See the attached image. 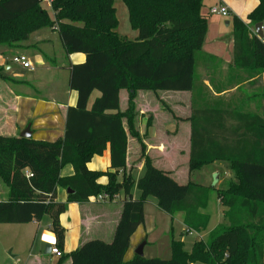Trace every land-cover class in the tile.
Wrapping results in <instances>:
<instances>
[{"label": "trees", "instance_id": "trees-1", "mask_svg": "<svg viewBox=\"0 0 264 264\" xmlns=\"http://www.w3.org/2000/svg\"><path fill=\"white\" fill-rule=\"evenodd\" d=\"M48 1L54 17L43 3ZM124 3L135 40L117 33L115 2ZM249 14L248 23L233 17L234 65L252 73L264 72V39L255 26L264 25V0ZM203 0H0V46L18 47L31 34L56 27L67 54H83L84 63L71 70L70 88L78 95L76 107L67 113L64 138L53 143L0 136V180L8 187L0 201V225H23L44 216L60 253L65 229L60 217L68 203H85L102 195L113 199L122 190L126 198L112 243L86 242L70 254L71 264H264V247L252 241L253 255L244 252L239 226L222 225L208 241H196L190 252L179 241L171 243L168 260L134 257L125 261L131 237L145 222L149 197L170 216L185 214L189 232L206 230L209 218L200 214L208 203L205 188L189 182L180 185L167 172L145 160L146 174L139 183L142 196L133 199L129 178L118 181L126 168L127 133L134 128V99L138 91L196 90L195 55L201 51L208 29ZM2 69H0V77ZM129 92V107L120 112L119 92ZM94 92H99L91 108ZM191 122L190 172L217 162H227L235 174L227 191L217 190L220 204L229 214L237 205L251 217H262L264 205V119L256 114L221 111L218 107L195 108ZM167 109V107L163 104ZM168 110V109H167ZM110 150V171H90L95 156ZM71 165L72 177L61 170ZM108 177V184L98 181ZM70 190L66 203L57 202V189ZM208 217V216H207ZM229 218V216H226ZM205 220V221H204ZM204 221V222H203ZM263 222V221H262ZM264 223V222H263ZM62 255V254H61ZM249 258H246L248 257Z\"/></svg>", "mask_w": 264, "mask_h": 264}, {"label": "crops", "instance_id": "crops-1", "mask_svg": "<svg viewBox=\"0 0 264 264\" xmlns=\"http://www.w3.org/2000/svg\"><path fill=\"white\" fill-rule=\"evenodd\" d=\"M43 5L53 18L50 3L45 1ZM257 5V0H203L202 8L208 16V29L203 47L194 58V82L196 79L197 90H209L216 98H235L236 105L241 101L242 113L256 114L264 119V73L256 75L249 70H239L234 65L232 19L236 16L248 23L249 14ZM220 6L228 9V17L210 13L211 8ZM58 39L60 36L56 29L44 28L20 44V51L31 61L33 70H25L13 62L14 57L20 55L19 52L0 46V136L20 138V135L30 128L31 139L36 141L53 143L64 138L68 110L76 107L78 100L77 93L70 88L71 70L75 65L84 63L86 56L67 54ZM66 78L68 84L65 83ZM227 86H230V89L225 91ZM209 91L207 94L210 96ZM195 93L196 91L153 93L142 90L136 93L134 128L138 137L129 132L127 119L124 118L123 124L128 138L126 168L117 175L120 182L124 176L130 179L133 199L142 196L139 183L147 171L146 159H149L157 170L167 172L178 184L187 185L192 182L190 175L193 172L189 169L191 122L188 119L193 112ZM122 94L125 95L124 105ZM92 96L89 108L97 99H92ZM119 98L120 112L125 113L129 107V92L121 90ZM214 164L216 163L212 165ZM87 168L90 171L113 172L109 169L110 150L107 149L102 156H95ZM73 175L74 168L71 165H66L61 170L62 178ZM230 177L231 182L235 181L232 170ZM108 180V177H102L98 183L106 185ZM220 185V176L217 175L215 183L202 187L212 188L208 193V202L210 197H214V203L226 209L217 197L216 190H220ZM8 191L6 185L3 190L0 189V201L7 199ZM1 194H4L2 199ZM125 198V190H122L113 199L102 195L92 197L85 203H68L66 212L60 217L65 229V246L61 256L52 253L56 241L50 231L49 216L28 224L7 225L20 227L24 231L14 239V242L22 244L28 253L20 263L71 264L70 254L86 242L100 240L112 243L122 216ZM67 199V190L58 188L56 201L66 203ZM207 208L208 203L206 209L200 210V214L206 212L210 220ZM144 212L145 222L131 237L125 261L136 257L135 253L143 242H146L143 257L153 259L157 255H171L172 241L182 242L184 250L190 252L194 243L202 238L201 233L188 231L184 223V213L168 215L159 208L155 198L149 197ZM226 212L228 209L222 210L223 219ZM218 226L208 230L206 228V233H211ZM44 227L46 230H43ZM195 237L194 241L189 239ZM47 246H51L49 254L46 253ZM147 253L150 257H147ZM9 256L12 259L18 257L13 256L11 252Z\"/></svg>", "mask_w": 264, "mask_h": 264}, {"label": "rangeland", "instance_id": "rangeland-1", "mask_svg": "<svg viewBox=\"0 0 264 264\" xmlns=\"http://www.w3.org/2000/svg\"><path fill=\"white\" fill-rule=\"evenodd\" d=\"M114 7L116 10V17L119 22L117 33L120 36L125 37L129 40H135L138 36V32L131 29V26L129 23V14H128V10L126 6L121 1H116ZM43 8H45V5H43ZM211 18H215V17H211ZM48 28L51 30L56 29V27H48ZM21 43H18V45H16L18 47H7V46H3V47H5L6 49L10 51L11 50H13L14 52L17 51V53L19 52L18 54H23L22 51H20ZM58 43H61L60 39H58ZM34 65H35V62H34ZM12 67L13 69L15 68L14 66ZM253 74L258 75L261 73L255 70ZM34 75H36V73H34ZM195 82H196V79H195ZM65 83L68 84V78L65 79ZM229 89H230V86H227L225 91H228ZM195 91H196L195 108H200V109L209 108L210 109L213 107H218L219 110L221 111L227 110L232 113L234 112L242 113L243 112V106L241 104V101H239L238 105H236L235 98L230 99V96L224 97V98H216L213 96L212 93H210L209 90H204V89L202 90L201 88H199L198 90L196 88ZM208 91L210 93V96L207 94ZM124 96H125L124 94L121 95L123 105L125 104ZM98 97H100V93L94 92L92 99L98 98ZM119 101H120V98H119ZM188 121L190 120L188 119ZM230 173H231V169L227 162H217L214 165L211 164L209 166H205L201 170L191 173L190 180L195 184H199L201 186L206 187V186H210L213 183H215V181L217 180V175H219L221 185L219 187L220 190L218 191L225 192L228 190V188L231 185ZM3 188H5V184L2 181H0V189L3 190ZM3 195L1 194V199ZM214 199H215L214 197H210L209 202H208L207 209H208V215L210 216V220L208 222L207 230L213 229L216 226L220 225L216 228L218 230L219 228L222 227V225H225V224L226 226H229L231 224L239 226L241 230L240 232H241L242 242L244 244V252L250 254V260H251V256L253 255L252 241L254 237H257L259 233H261V235L259 234L257 238V242L261 243V245L264 247V223H263L264 222V205L260 206L261 212L263 214L261 217V219L263 218L262 220H260V218L251 217L245 210H242L238 205L234 209H232L229 214H226V213L224 214L225 219H226L225 220L223 219L222 210L226 211V209H222L217 203L215 204L213 201ZM226 216H229V218H227ZM202 217L205 218V220L208 218L206 215V212L205 214L202 215ZM7 227H8L7 225H0V264H21L20 262L23 260V256L27 255L28 253L26 252L25 247L22 244H17L16 242H14V239L16 237H19L20 234H23L24 231H22L23 229H20V227H11V226L8 228ZM43 230H46V228L44 227ZM207 230L200 232L202 234V238L200 240H203L205 242L209 240V237L212 234V232L207 234L206 233ZM176 231H178V229H176ZM180 234H182V229L180 230ZM196 237L189 238V239L191 241H194ZM10 252L12 253L13 256L16 255L20 257L12 259L11 256H9ZM149 255L150 254L147 253V257H150ZM156 258L168 260L171 258V255L169 254L157 255ZM246 258H249V255ZM223 262L224 261L222 260L220 261L219 264H224ZM243 262L244 264H249V261L247 259H244ZM194 264H200V263H194Z\"/></svg>", "mask_w": 264, "mask_h": 264}, {"label": "built area", "instance_id": "built-area-1", "mask_svg": "<svg viewBox=\"0 0 264 264\" xmlns=\"http://www.w3.org/2000/svg\"><path fill=\"white\" fill-rule=\"evenodd\" d=\"M210 13L213 15H220L222 17H228L230 15L228 9L222 6L211 8ZM263 30H264V25H263ZM13 62L21 66L25 70H33V64L25 55L20 54L15 56ZM52 253L57 256H61V253L56 248L52 249Z\"/></svg>", "mask_w": 264, "mask_h": 264}, {"label": "water", "instance_id": "water-1", "mask_svg": "<svg viewBox=\"0 0 264 264\" xmlns=\"http://www.w3.org/2000/svg\"><path fill=\"white\" fill-rule=\"evenodd\" d=\"M255 34L260 38V39H264V30H263V24L259 23L255 26ZM31 132H30V128H28L26 130L25 133L20 135V138L23 139H31ZM70 190L67 191L68 194H70ZM146 245V242H143V244L139 247V249L136 251V256L138 257H143V248ZM51 251V246H47L46 249V253L49 254Z\"/></svg>", "mask_w": 264, "mask_h": 264}]
</instances>
